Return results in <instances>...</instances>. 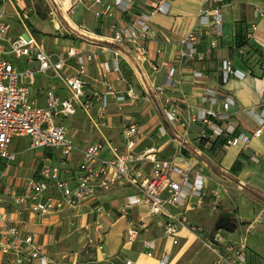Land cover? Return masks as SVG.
Masks as SVG:
<instances>
[{
  "label": "built area",
  "instance_id": "obj_1",
  "mask_svg": "<svg viewBox=\"0 0 264 264\" xmlns=\"http://www.w3.org/2000/svg\"><path fill=\"white\" fill-rule=\"evenodd\" d=\"M140 1L143 0H47L55 31L65 33L74 42L65 52L48 51L45 42L30 33L12 37L11 27L0 11V159L15 163L17 156L11 152V146L23 138H29L31 150L59 153L63 159L60 165L46 166L38 176L25 179L19 185L10 184L0 176V257L4 259L0 263L7 260L9 264H57L36 233H26L14 225L11 215L2 206L7 204L20 219L25 215L39 220L67 214L70 228L75 230H80L76 227L79 211L91 207L98 229L96 250L106 260L109 258L104 244L108 226H104L103 221L117 215L126 220L124 247L128 248L139 241L150 220H162V237L142 242L145 256L158 264H173L170 250L180 246L183 230L198 237L204 248L215 257L211 264H248L246 246L235 248L226 242L223 233H208L203 228L189 225L186 215L201 209L206 198L204 177L196 173L184 154L189 128L202 124L205 130L201 141L224 138L225 149L240 148L244 151L249 150L252 140L261 138L264 131L263 113L260 127L252 136L238 133L237 128L230 124L229 112L234 105L232 98L227 92L213 88L202 90V102L215 107L221 97L222 109L199 111L187 122L183 120L187 103L179 88L183 81L182 69L193 63H204L218 49L217 39L210 42L206 53H199L196 45L203 35H211V30H215L216 37L222 36L221 7L230 0H206L211 8L200 11L197 27L180 40L181 47L171 64L158 63L164 52L153 47L157 44L158 31L152 25L155 16L169 15L171 4L168 0H156L149 10L135 14L133 11ZM81 5L95 20L110 23L107 39L99 40L84 23L73 20ZM253 7L255 17L264 26V10L257 5ZM57 14L65 16V26L59 22ZM252 30L256 32L257 27L253 26ZM75 41L87 42L96 50L85 52L75 47ZM239 53L242 57L247 55V46L240 48ZM100 55L111 56L98 67L105 90L94 92L91 99L84 101L89 66ZM11 58L17 62H35L39 68H22L18 63H12ZM124 63L132 64L136 72L144 71L145 65L153 74L165 70V81L149 87L140 80V92L136 85L127 83L123 77ZM72 69L74 74L69 75ZM39 74L61 83L69 97L62 99L53 89L47 90L45 106H41L33 98V87ZM221 74L223 85L232 79L245 78V74L234 68L231 59L221 62ZM111 75L116 77V84L107 81ZM192 78L194 84H200L204 75L194 71ZM118 86L125 88L121 90ZM93 101L99 105L96 118L92 116ZM139 103L153 106L165 119L166 125L157 128L158 139L168 135V127L175 132L174 140L180 144L175 158L158 159L155 147L137 152L143 138L142 125L131 115L122 114L126 107ZM112 105L117 114L122 115L123 148L105 138L87 146L81 153L77 174L70 175V170L65 167L78 147L63 122L83 112L96 131L103 134L109 128ZM218 123H226L227 126L223 128ZM180 128L184 131L179 132ZM105 149L109 150L111 158L102 157ZM263 157L264 154H256L252 161L260 164ZM117 189H132L133 193L113 209L100 203L99 198L103 194ZM214 195L218 194L215 192ZM139 209L147 210L148 216L135 219L133 212ZM115 258L123 264H137L123 252Z\"/></svg>",
  "mask_w": 264,
  "mask_h": 264
},
{
  "label": "crops",
  "instance_id": "obj_2",
  "mask_svg": "<svg viewBox=\"0 0 264 264\" xmlns=\"http://www.w3.org/2000/svg\"><path fill=\"white\" fill-rule=\"evenodd\" d=\"M146 3L144 0L140 1L138 6H136L133 13L138 14L149 10V6L156 2V0H147ZM171 4L170 13L167 16L157 15L152 20L153 27L158 31L157 44H153V47L160 48L164 54L158 60L159 64H171L173 59L176 56L177 51L180 49V40L185 37L190 31L197 27L198 16L202 9L211 8L206 0H168ZM253 5L260 6L264 10V0H230L226 2L221 7L222 13V36L216 37L215 30H211V35H203L200 39V42L196 45V49L199 53H206L209 50L210 42L213 39H217L219 42V47L216 49L210 56L206 58L204 63H193L182 69L183 81L180 85V92L183 93L186 97V106L183 110V120L187 122L190 116H194L203 110H220L223 99L218 98V105L212 106L210 103H203L201 99L202 90L204 88H213L218 89L223 92H227L228 95L232 98L234 105L230 108L231 121L230 124L235 126L238 130V133H243L246 135L252 136V134L260 127V118L264 113V70L262 69V63H264V26L258 18L254 15ZM91 21H80L84 23L89 30H91L99 40L107 39L109 22L107 21H97L91 15ZM154 19H158L154 22ZM256 26L257 31L254 32L252 27ZM58 41V39H56ZM71 41L68 49L73 45ZM78 46H77V45ZM239 44H246L248 48V54L242 57L239 53L240 46ZM75 47L84 50L85 52L96 50L94 45H90L87 42L75 41ZM48 51H50L47 48ZM51 52V51H50ZM65 52V51H63ZM109 55H100L96 58V61L89 66V74L87 78V87H86V98L84 101L91 99L94 92L104 91L103 81L99 74V64L102 61L110 59ZM226 59H231L233 62L234 68L245 74L244 79H232L227 85L222 84V74H221V62ZM75 65V60L72 61ZM30 63L26 61L20 65L29 67ZM30 68V67H29ZM123 77L129 84L136 85L138 89L140 80L147 84L149 87L153 85H161L165 81V70L159 72L158 74H153L148 65H145L144 71L136 72L133 68V65H128L124 63L122 65ZM194 71H200L203 73L204 78L200 84H194L192 73ZM69 75L74 74V70L68 72ZM107 81L116 84V77L114 75L108 76ZM120 87V86H118ZM124 86H121L120 89L124 90ZM53 89L55 93L62 99L69 97L68 91L63 87V85L56 80L48 78L46 76L37 75L36 84L33 87V98L38 101L41 106H45V92L47 90ZM119 89V88H118ZM141 92V90H140ZM93 117L96 118L98 113V102L93 101ZM137 106H144V111L138 116L142 122L135 120V114L127 112L128 108H134ZM253 112V113H252ZM82 113V112H81ZM114 105H112V112L109 117V128L103 131V134L97 132L98 141H101L105 138L106 141L111 142L114 145H117L120 148H123V140L121 137V127H122V115H131L135 122L142 125L143 138L137 149V152H143L144 150L150 148H157V158L162 160H171L178 155L180 144L174 140L175 132L171 128L168 129V135L162 139L156 137L157 128L159 126H165L166 121L157 109L151 105L144 103H139L133 107H126L122 115L117 114ZM144 115H149L150 118L154 120L153 125H148L143 123L145 121ZM78 116V117H77ZM76 123L80 120H83V116L77 115ZM66 121V120H65ZM63 122V124L65 123ZM88 121L89 118H88ZM121 124L119 130V144L110 140L109 135L106 133L107 130H112L115 128L114 124ZM165 123V125H164ZM218 125L225 128L226 123H218ZM68 129V128H67ZM205 126L202 124H196L189 128L187 136V145L184 151L185 157L190 160L192 165L195 168L196 173L204 177V183L206 187V198L202 202V208L196 212L187 213L189 225L206 228L199 225L198 219L201 216H204L205 219H211L212 229H206L208 233L221 232L228 243H236L238 247L246 246L248 255L254 254L255 251L249 250L247 245H250V240L248 234L242 231V224L252 220L253 218L260 219L264 215V157L260 164H255L252 161V158L256 154H264V131L263 135L259 139L252 140L249 150H242L240 148H230L225 149V139H215L212 142L201 141V135ZM179 132H183L182 128L178 129ZM69 135L74 138V141L78 147L76 154L74 155L71 162L65 167L70 170V175L77 174V167L81 161L82 151L89 145L94 143H89L88 145L82 144L76 141L75 135H72L68 130ZM16 142V141H15ZM14 142V143H15ZM14 145V144H13ZM11 146V148L13 147ZM30 145V144H29ZM30 148V147H29ZM31 149V148H30ZM12 152V149H11ZM13 153V152H12ZM52 155V158H48V166H57L61 164L62 156L59 153L47 152ZM103 158H111V154L108 149H105L102 153ZM55 163L50 164V161ZM74 162H76L74 164ZM246 166L243 171L236 173V169L239 167ZM248 167L251 170H260V188L256 185H247L244 177H247ZM238 179H241L238 181ZM238 181L240 184L245 186V189H242L241 192L236 191V201H237V210L232 211L231 209H224L223 207L219 208L220 212H226V215L222 216L227 219H230L233 222L234 227L228 228V226H220L218 220H214L215 217L207 215V203L210 202L209 199L212 198V195L215 193V185L223 183L227 184L230 187H233L232 184L234 181ZM253 180H257L254 178ZM22 181H18L15 184H20ZM11 184V182L8 181ZM251 185V186H250ZM247 188H250L254 194V197L250 196L247 192ZM132 189H117L109 194H103L99 201L101 204H104L108 209L115 208L119 203H121L124 198L132 194ZM260 194V199L257 196ZM54 195H57L54 194ZM11 207V206H9ZM6 208V207H5ZM12 208V207H11ZM6 211L11 215L14 225L22 229L26 233H36L39 237L40 243L47 247L52 245L53 242L58 243V240H54V236L57 233L58 226L61 220L68 222V227L70 228L69 215H60V216H51L47 219H36L31 218L25 215L23 218H18L14 214V209L11 211ZM139 216H148V211L145 209L135 210L133 212V217L136 219ZM95 218L93 210L91 207L82 208L76 219L78 225L83 229L86 227L88 218ZM218 219V218H217ZM79 220V221H78ZM217 222V223H216ZM85 223V226H84ZM104 226H108L105 232V244L104 249L109 259H103L102 256L98 253L101 261L106 262L107 264H123L121 260H117L115 257L123 252L125 256L136 261L137 264H158L155 260L149 259L145 256L142 249V242L146 239H155L154 234L160 232L162 237V220L152 219L147 224V229L141 233L139 241L132 246L131 248L124 247L125 245V233L127 230V223L124 218H119L117 215L111 220H104ZM110 224V225H109ZM119 224L120 235L122 236L123 245L115 253H109L106 251V240L108 237V232L110 229L117 227ZM97 224L94 226L97 229ZM89 228V226H88ZM227 228V229H226ZM43 230V231H42ZM228 232L229 235L226 236L224 232ZM235 233H231V232ZM152 234V235H151ZM40 235L46 236L43 241L40 239ZM110 235V234H109ZM150 235V236H149ZM182 240L187 241L186 244H190L192 240L197 239L198 237L192 235L188 230H183L181 233ZM235 238L237 239H233ZM248 236V238H247ZM161 237H157L160 239ZM233 237V238H232ZM241 237V238H240ZM236 240V242H234ZM141 245V246H140ZM173 250V249H172ZM172 250H170L172 254ZM253 251V253H252ZM133 255L130 257L129 255ZM211 255V254H210ZM212 256V255H211ZM215 258L214 256H212ZM173 258V256H172ZM264 260V256L261 257ZM178 259V258H177ZM177 259L173 258V264H176ZM3 258L0 257V261L3 262ZM215 260V259H214ZM5 262H8L5 260ZM0 263V264H5ZM214 262V261H213ZM212 262V263H213ZM7 264V263H6Z\"/></svg>",
  "mask_w": 264,
  "mask_h": 264
},
{
  "label": "rangeland",
  "instance_id": "obj_3",
  "mask_svg": "<svg viewBox=\"0 0 264 264\" xmlns=\"http://www.w3.org/2000/svg\"><path fill=\"white\" fill-rule=\"evenodd\" d=\"M39 5L40 8H44L47 12V17L45 20L40 19L35 12L34 7ZM0 11L3 13V16L6 22L11 27V36L17 37L19 35H24L30 33L34 35L38 40H42L45 42V45L50 51L54 52H63L68 50V47L71 44V41L68 39L69 36L65 33H57L54 29V25L52 23V18L50 17V10L48 6L47 0H0ZM57 18L62 26H65L64 15L57 14ZM91 14L81 6L75 12L73 16V20L75 22L80 21H91ZM158 19H154L156 22ZM58 39V41H56ZM77 45V44H76ZM78 46V45H77ZM12 63L19 65L23 64L22 61H18L14 58L10 59ZM29 67L32 69H38L39 65L35 62L30 63ZM26 68V66H23ZM144 111V106H137L134 108H128L127 112L135 114V120L139 123L142 122L138 119ZM79 115L83 116V120H80L76 123L77 117L67 119L64 125L68 128L72 135H75L76 141L88 145L89 143H96L98 141L97 131L93 127V124L88 121V117L83 112H79ZM93 115V114H92ZM145 116V122L148 125H153L154 120L150 118L149 115ZM165 125V123H164ZM115 128L112 130H107L106 133L109 135L110 140L119 144V134H120V122L114 124ZM29 138L18 139L14 143L12 149L13 154L17 156L15 163H10L5 160L0 159V176H4L6 182H11L15 184L16 182L24 181L28 178L36 177L40 174L41 170L48 166L49 163L47 159L52 158L50 153H47L43 150H31ZM55 163L53 160L50 161V164ZM76 162H74L75 164ZM246 166L239 167L236 169V173H240ZM264 172V171H262ZM247 177H244L245 181H247V185H256L260 188V170L254 171L248 167ZM257 178V180H253ZM241 179H238V181ZM238 181H234L232 186L230 187L227 184H217L215 185L216 190H214L218 195H212V198L209 199L210 202L207 203V215L212 217L214 216V220H218L221 223V226H228V228H233V222L230 219L225 220L222 216L226 215V212H220L219 208L223 207L232 211L237 210V192H241L242 189L246 187L240 184ZM250 185V186H251ZM260 199V194L257 196ZM2 199V197H1ZM2 206L6 207L8 211H11V207L7 204H3ZM218 218V219H217ZM79 221V220H78ZM86 225V228L75 230L69 229L67 221H60V224L57 229V233L54 236V240L58 243L53 242L52 245H48V254L57 264H107L106 262L101 261L97 253V245L96 241L98 238V231L94 224L96 223L95 218L89 217ZM84 223V226H85ZM198 223L201 226H204L205 231L208 229H212L211 219H205L204 216L199 217ZM217 223V222H216ZM110 225V224H109ZM122 224H119L117 227H114L109 230L108 237L106 240V251L109 253H115L119 247L123 245L122 236L120 235V228ZM89 226V228H88ZM242 226V231L246 232L249 236L250 246L248 247V251L251 249L254 254L248 255V264H264L261 257L264 256V215L259 220L253 218L245 222ZM78 229L81 228V225L76 226ZM207 229V230H206ZM227 229V228H226ZM43 231V230H42ZM235 233L234 231L231 232ZM110 234V235H109ZM226 236L229 235L228 232H224ZM152 235V234H151ZM234 235V234H233ZM150 236V235H149ZM247 236V238H248ZM46 236L40 235L41 241ZM155 238L161 237L160 232L158 234H154ZM233 238V237H232ZM241 238V237H240ZM233 239H237L234 238ZM187 241L181 240V244L178 248L172 250V256L177 259L176 264H211L215 258H213L210 253L204 248L203 244L194 239L190 244H186ZM236 242V240H234ZM113 244V245H112ZM237 247L236 243H231ZM141 246V245H140ZM252 251V253H253ZM129 255V254H128ZM133 257V255H129ZM9 264L5 262V264Z\"/></svg>",
  "mask_w": 264,
  "mask_h": 264
},
{
  "label": "trees",
  "instance_id": "obj_4",
  "mask_svg": "<svg viewBox=\"0 0 264 264\" xmlns=\"http://www.w3.org/2000/svg\"><path fill=\"white\" fill-rule=\"evenodd\" d=\"M34 9H35L36 15H37L40 19H42V20H45V19H46V17H47V12L44 10L43 7L40 8L39 5H36V6L34 7ZM239 46H240V48H242V47L246 46V44H239ZM261 66H262V65H261ZM247 192H248V194H250V196L254 197V194H253V192H252V190H251L250 188H247ZM217 226L220 227V226H221V223H219Z\"/></svg>",
  "mask_w": 264,
  "mask_h": 264
},
{
  "label": "bare ground",
  "instance_id": "obj_5",
  "mask_svg": "<svg viewBox=\"0 0 264 264\" xmlns=\"http://www.w3.org/2000/svg\"><path fill=\"white\" fill-rule=\"evenodd\" d=\"M113 245V244H112Z\"/></svg>",
  "mask_w": 264,
  "mask_h": 264
}]
</instances>
